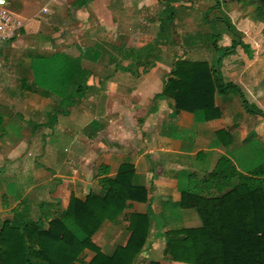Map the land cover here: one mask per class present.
<instances>
[{
  "label": "crops",
  "instance_id": "crops-1",
  "mask_svg": "<svg viewBox=\"0 0 264 264\" xmlns=\"http://www.w3.org/2000/svg\"><path fill=\"white\" fill-rule=\"evenodd\" d=\"M178 3L8 0L22 26L0 45V107L5 110L0 230L4 221L18 219L46 230L42 203L51 204L54 212L57 203L66 209L72 196L84 201L90 192L100 191L101 178H114L128 164L133 185L147 189L148 201L130 202L113 222L100 226L92 242L112 256L130 239V215L151 211L148 242L134 264L171 261L165 252L167 233L202 226L196 209L182 208V195L206 179L221 157L246 162L253 155L264 161V117L249 113L235 93L215 97L221 116L211 121L175 113L173 99L157 101L152 110L174 58H187L186 43L213 52L209 61H192L212 63V39L216 42L222 30L230 33L224 23L208 19L209 10L199 23L209 31L201 33L198 27L184 38L174 7ZM55 53L80 58L92 74L85 97L67 114L62 100L37 87L32 74L34 59ZM233 84L264 113L263 97L257 98L254 86ZM102 166L106 174L99 173ZM94 255L86 250L82 261L88 263Z\"/></svg>",
  "mask_w": 264,
  "mask_h": 264
},
{
  "label": "trees",
  "instance_id": "trees-1",
  "mask_svg": "<svg viewBox=\"0 0 264 264\" xmlns=\"http://www.w3.org/2000/svg\"><path fill=\"white\" fill-rule=\"evenodd\" d=\"M252 1L264 8V0ZM216 21L233 32L226 20ZM212 46V63L192 61L185 54L174 58L161 93L153 99L152 110L155 111L157 101L173 99L175 113L186 111L194 114L197 121H211L221 116L215 97L235 93L249 113L264 117L245 100L237 85L223 81L220 72L223 59L232 55L237 46H246L234 40L229 46L220 47L213 39ZM32 74L37 87L62 100L65 114L85 97L92 79L80 58L64 53L34 59ZM4 115L5 110L0 107V125ZM235 162L221 157L206 179L182 195V208L196 209L202 226L167 233L165 252L171 261L150 264H264V161L255 160L252 155L250 161ZM106 172V167L99 169L100 174ZM132 179V166L124 164L114 178H101L100 191L90 192L84 201L72 196L66 209L57 203L59 207L54 212H50L51 204L42 203L41 221L47 222L46 230H40L32 221H4L0 230V264H134L148 242L151 211L130 215V239L112 256L102 253L92 242L100 226L105 221L113 222L130 202L148 201L147 189L134 186ZM86 250L95 254L88 263L82 261Z\"/></svg>",
  "mask_w": 264,
  "mask_h": 264
},
{
  "label": "rangeland",
  "instance_id": "rangeland-1",
  "mask_svg": "<svg viewBox=\"0 0 264 264\" xmlns=\"http://www.w3.org/2000/svg\"><path fill=\"white\" fill-rule=\"evenodd\" d=\"M220 3L218 5L214 0H179L174 7H177L176 13L180 28L184 32L183 37H187L198 27L201 33L209 31L208 26L199 24L209 10L208 19L221 18L229 22L233 32L222 30L224 33L219 36L216 45L226 46L236 40L246 48L237 46L232 55L224 58L220 68L223 79L225 82L251 84L257 98L263 97L261 102L264 103V8L252 0H220ZM192 44L186 43L187 58L211 59L213 52L203 45ZM178 51L180 52L179 49Z\"/></svg>",
  "mask_w": 264,
  "mask_h": 264
},
{
  "label": "built area",
  "instance_id": "built-area-1",
  "mask_svg": "<svg viewBox=\"0 0 264 264\" xmlns=\"http://www.w3.org/2000/svg\"><path fill=\"white\" fill-rule=\"evenodd\" d=\"M22 26V19L8 7V0H0V45L16 36Z\"/></svg>",
  "mask_w": 264,
  "mask_h": 264
}]
</instances>
